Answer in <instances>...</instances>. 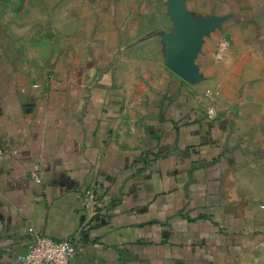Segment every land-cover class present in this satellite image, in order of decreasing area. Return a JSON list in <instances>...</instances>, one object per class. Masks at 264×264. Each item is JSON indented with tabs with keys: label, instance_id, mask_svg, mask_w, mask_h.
<instances>
[{
	"label": "crops",
	"instance_id": "0c3cea01",
	"mask_svg": "<svg viewBox=\"0 0 264 264\" xmlns=\"http://www.w3.org/2000/svg\"><path fill=\"white\" fill-rule=\"evenodd\" d=\"M24 14L0 17V264L29 226L73 264H264V0Z\"/></svg>",
	"mask_w": 264,
	"mask_h": 264
},
{
	"label": "built area",
	"instance_id": "2783aa9c",
	"mask_svg": "<svg viewBox=\"0 0 264 264\" xmlns=\"http://www.w3.org/2000/svg\"><path fill=\"white\" fill-rule=\"evenodd\" d=\"M224 45V43H220ZM209 119L216 117V110L212 106L206 109ZM4 151L0 149V157ZM37 178V171L31 172ZM87 200L85 208H94L97 200L92 189H86ZM78 250L70 238L54 239L38 231L33 226L27 228V242L25 249L15 257L17 264H73V258Z\"/></svg>",
	"mask_w": 264,
	"mask_h": 264
},
{
	"label": "rangeland",
	"instance_id": "374dc122",
	"mask_svg": "<svg viewBox=\"0 0 264 264\" xmlns=\"http://www.w3.org/2000/svg\"><path fill=\"white\" fill-rule=\"evenodd\" d=\"M32 1L34 0H0V17L5 18L7 16L8 22H10L12 21V18H14L15 14L28 13L30 11V7L32 6ZM38 1L39 9L41 11L45 7V0ZM3 14H6V16H3Z\"/></svg>",
	"mask_w": 264,
	"mask_h": 264
}]
</instances>
